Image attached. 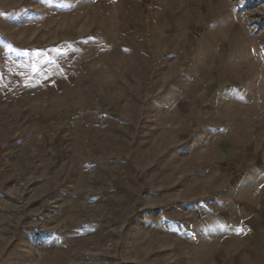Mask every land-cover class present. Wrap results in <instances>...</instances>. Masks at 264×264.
<instances>
[{
    "label": "rangeland",
    "instance_id": "374dc122",
    "mask_svg": "<svg viewBox=\"0 0 264 264\" xmlns=\"http://www.w3.org/2000/svg\"><path fill=\"white\" fill-rule=\"evenodd\" d=\"M0 264H264V0H0Z\"/></svg>",
    "mask_w": 264,
    "mask_h": 264
},
{
    "label": "snow or ice",
    "instance_id": "6c2138e0",
    "mask_svg": "<svg viewBox=\"0 0 264 264\" xmlns=\"http://www.w3.org/2000/svg\"><path fill=\"white\" fill-rule=\"evenodd\" d=\"M36 55H38V56H39V55H42V54H41V53H39V52H37V53H36Z\"/></svg>",
    "mask_w": 264,
    "mask_h": 264
}]
</instances>
